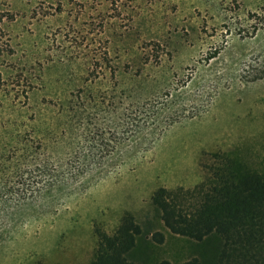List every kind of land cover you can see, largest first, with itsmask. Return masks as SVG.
<instances>
[{
  "label": "rangeland",
  "instance_id": "obj_1",
  "mask_svg": "<svg viewBox=\"0 0 264 264\" xmlns=\"http://www.w3.org/2000/svg\"><path fill=\"white\" fill-rule=\"evenodd\" d=\"M68 101L83 105L85 147L108 154L20 201L37 175L14 145ZM1 132L0 264H90L95 229L126 212L142 228L131 259L212 250L213 236L171 232L151 196L199 182L217 151L261 166L264 0H0Z\"/></svg>",
  "mask_w": 264,
  "mask_h": 264
},
{
  "label": "trees",
  "instance_id": "obj_2",
  "mask_svg": "<svg viewBox=\"0 0 264 264\" xmlns=\"http://www.w3.org/2000/svg\"><path fill=\"white\" fill-rule=\"evenodd\" d=\"M46 104L50 111L52 103ZM69 104L62 103L55 114L39 111L31 119V140L17 139L19 146H14L20 150L22 171L32 170L37 175L34 181L26 177L21 180L17 190L20 201L86 172L88 161L108 154L85 147L83 139L91 134H85L83 105ZM0 138H6V134ZM151 201L171 232L199 241L211 236L217 239L212 250L180 264H264V156L258 168L232 151L214 152L211 162H201L199 182L188 187L161 186L153 192ZM141 232L129 212L112 231L96 228L90 264H145L128 256ZM33 264L44 263L36 260ZM161 264L171 262L163 260Z\"/></svg>",
  "mask_w": 264,
  "mask_h": 264
}]
</instances>
